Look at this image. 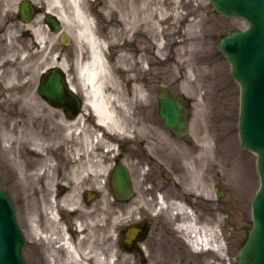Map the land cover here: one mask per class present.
Wrapping results in <instances>:
<instances>
[{
	"label": "flooded vegetation",
	"instance_id": "flooded-vegetation-1",
	"mask_svg": "<svg viewBox=\"0 0 264 264\" xmlns=\"http://www.w3.org/2000/svg\"><path fill=\"white\" fill-rule=\"evenodd\" d=\"M124 15L110 17L112 29L117 31L112 36L111 50L107 49L108 57L119 59L130 53V47H137L132 42L134 31L126 32V39L120 41L119 27L125 28V22L130 21ZM98 20L96 23L103 28L95 25L96 32L105 42L111 37L110 24L107 18ZM138 37L143 45L145 34L139 32ZM132 52L139 55V49ZM73 54L71 47L67 50L70 78L83 98L79 112L73 116L69 110L46 101L16 102L12 104L17 106L16 111L8 113L11 122L0 131L1 180L25 233L27 263L214 264L213 256L205 248H197L188 232L178 228L187 218L174 207L183 201L196 216H205L209 211L213 217L218 202L214 140H207L204 128L199 133L194 131L190 108L194 101L183 99L190 111L184 134H175L167 127L159 114L158 96L159 123L152 124L147 103L146 107L142 105L144 110L147 108L145 112H137L139 124L133 126L130 136L116 138L115 167H129L133 189L130 198L121 200L114 190L116 184L110 180L111 172L108 181H103V152L97 147L88 150L84 140L88 126H96V118L85 101L86 88L79 84ZM34 105L44 106L43 111ZM53 111L62 114L68 123L81 117L78 132L82 129V135L76 133L77 127L70 133L64 128L57 130L50 117ZM159 195L165 207L157 204ZM223 243L231 257V241Z\"/></svg>",
	"mask_w": 264,
	"mask_h": 264
},
{
	"label": "rangeland",
	"instance_id": "rangeland-1",
	"mask_svg": "<svg viewBox=\"0 0 264 264\" xmlns=\"http://www.w3.org/2000/svg\"><path fill=\"white\" fill-rule=\"evenodd\" d=\"M21 1L23 0H12L10 8H5L7 23L5 21L2 25L0 24V42H3L7 48L5 56L0 60V73L4 71L1 68L2 62L9 61V68L15 74V79L8 86L5 85V82L0 77V131L5 123L11 122V119L8 118V113L17 109L16 105H12L13 103L44 102L36 92L39 77L43 70L53 65H59L62 62L69 68L70 58L67 55V50L72 47L74 49L73 67L76 72L79 51H85L83 44L77 40L73 33L74 27H76L74 21L72 27H67L66 24H63V32L70 35L67 43L62 41L60 34L52 33L45 27L44 17L50 0H31L36 4L40 13L28 24L23 22L18 15ZM108 1L110 0H92L88 5L89 14L94 20L98 22L100 18H107L106 23L110 24L109 33L111 37L105 40V53L107 55V49L111 50V46L114 44L112 36L114 37V33L117 31V29H112L110 17L112 16L116 19L117 15L122 16L125 14L128 16L129 13L127 11L130 8L129 5H126L128 8L119 12L113 5V10H104ZM148 6L149 10L144 12L145 18L141 19V17H138V21L135 20V22L132 19L130 21L128 19L125 22V28L122 25V27H119L120 31H118L121 42L126 39L125 35L127 33L135 32L133 35L135 40H132V42L136 43L137 47L134 50L138 51L139 49V55L134 56L132 54L134 50L130 47L127 50V52H130L127 54L128 56L122 58V65L118 62L120 58H115L114 55L108 57L109 62L116 67L118 80L126 90L130 86V83H126L128 79L126 75L140 71V73L138 72L140 75L137 80L140 87L145 89L147 94L145 100L148 99V107L151 110L150 118L153 125L154 123H159L156 109L158 94L163 90H169L187 101H194L190 108L191 122L195 132L199 133V129L204 127L201 124H209V126L212 124V127L215 126L216 134H225L232 140L231 146L232 143L237 144L239 151L236 154L231 149H229V152H223L215 165V179L216 174L218 176V172L225 171L223 170L225 163L229 167L224 172L227 174L224 175L223 173L224 177L216 179V199L217 203L224 209L222 218H226L228 221L227 223L225 222V225H227L226 229H228L226 234L227 239L231 241L230 251L232 252L231 257H229L231 262L229 263V260H227L226 264H237L236 259L244 244V239L248 236V231L252 227L251 203L259 188L260 179L256 169L255 155L245 150L240 141L238 132L240 86L232 76L231 64L220 49L219 42L225 35L245 29L248 26L247 22L243 19L218 14L210 0H150ZM161 6L167 12V16L162 19L160 26L157 25L159 27L158 31L161 30V42L163 44V49L159 56L157 52L160 46L154 40V43L152 42L150 34L151 25L160 20L157 10ZM6 25L15 27L17 25V28H14L15 30L11 32L12 36H10V41L8 42L3 40V37L6 36ZM96 25L98 29L103 28L102 25L100 27L99 24L96 23ZM33 27H40L45 30V41L43 44L36 45L34 37L23 34L22 30L24 28L33 29ZM69 29L73 30V32L71 33ZM139 32L145 34V39L142 41L143 45L138 37ZM139 36L142 37V34ZM135 57H145L146 61L141 64V67L138 66L139 68L136 71L127 72L123 67H129L128 64L134 63L133 59ZM135 64L138 63L135 62ZM189 65L195 66V68L199 67L200 70L197 72V77L188 78ZM67 71L68 73L70 72L69 69ZM187 79L190 80L191 84L199 83L200 85L196 87H193V85L187 86L185 85V80ZM78 81L83 86L79 77ZM192 97H194L193 100ZM33 107L40 112L44 108L42 105H34ZM135 109L137 112H145L147 110V108L144 110L141 103L137 104ZM58 115L57 111H53L50 117L54 118L56 129L62 131L64 126L59 122ZM91 128L93 129V127ZM151 129L153 133L156 132L154 126ZM94 131H97V129H94ZM97 142L95 140L96 144ZM1 153L0 148V168L2 165ZM105 154L106 152L102 154V157L105 158L104 163L107 162V164L115 166L113 155L107 156ZM158 164L161 165L160 162ZM0 175L1 177L3 176L1 169ZM102 177L103 181H108L109 174L102 175ZM222 225L218 223L217 227L221 229L224 235Z\"/></svg>",
	"mask_w": 264,
	"mask_h": 264
},
{
	"label": "bare ground",
	"instance_id": "bare-ground-1",
	"mask_svg": "<svg viewBox=\"0 0 264 264\" xmlns=\"http://www.w3.org/2000/svg\"><path fill=\"white\" fill-rule=\"evenodd\" d=\"M91 1L92 0H50V4L49 7L46 9V12L58 16L63 22V24L67 25V27H72L73 21L76 24V27H74V32L73 30H69L71 31V33H74L77 40L83 44L84 48H86L85 53L84 51H79L80 53L78 54V75L82 85L86 86L87 88L85 98L94 113L96 123L101 124L106 129V132L100 138L97 132V126H95L94 128L97 129V131H94V129L88 126L84 136V140L86 142L88 150L92 151V149L99 147V149L105 153L104 148H106L108 149V151H106L105 155L110 156L114 152L116 138L121 137L123 135L126 137L130 136L132 128H135L133 126L135 124H139V120L137 117L138 114L135 109L136 105H139L141 103L143 106H145L148 103V99L145 100L147 97L145 89H142L140 87V84L137 80L140 75V71H138L139 73L136 71L137 68L142 66L141 64L145 63L146 59L145 57H135V60L133 59L134 63L131 62L130 64H128L129 67H123V69L127 70V72L136 71L134 72V74L130 73L126 75L128 78L126 83H130V86H128V90L124 89L122 87V83L118 80L116 67L111 65L108 58L105 56L106 45L104 42L101 41V39L97 35L95 28V20L89 14L88 5ZM149 2L150 0H110L108 1L106 9L104 10H113L112 7L113 5H115L117 11L120 12L123 11V9L128 8L126 7V5H129L130 8L128 9L130 12L127 11L129 13L128 17L132 19L133 22H135V20L138 21V17H141V19L145 18L144 12L149 10ZM11 5L12 0H0L1 25L5 21L7 23V17L5 16V8H10ZM162 6L157 10L160 20L156 21L154 25H151L150 34V39H152V42L154 40L160 46L157 52L159 56L162 52L163 44L161 42V30L158 31V26H160V24L162 23V19H165L167 16V12ZM142 14L143 16H141ZM5 28L6 36L3 37V40L8 42L10 41V36H12L11 32L15 30L14 28H17V25L16 27L13 25H6ZM22 32L23 34H25V36L31 33L34 37V40L39 44H43L45 41V30L40 27H33V29L24 28ZM6 50L7 48L4 46V43L0 42V60H2L5 56ZM85 54H87L88 56L86 60L83 61L80 58H83V55ZM125 56L128 55H121L118 62L121 63L123 61L122 58H124ZM135 62H137L138 64H135ZM2 63L3 64L1 65V68L4 71L0 73V77L3 82H5V85L8 86V84H10L13 79H15V74L11 70V68H9V61H5ZM61 65L67 68V65L64 62H62ZM120 65H122V63ZM199 70V67L195 68V66L189 65L187 72L188 78L190 79L194 76L197 77V72H199ZM185 85H193V87H196L200 84H191L190 80L187 79L185 80ZM193 99L194 97H192V100ZM58 117L60 118V123L64 126L63 128L65 132L70 133V130L73 127H77L75 128L76 133H80L82 135V129L80 130V132H78V127H80V122L82 119L81 117L74 123H68L67 121H65V118L62 114H59ZM201 125L204 126L203 128L206 131L207 140L211 139V137L214 140L215 165L218 162L217 160L220 159V157L222 156L223 152H229V149H231L235 151L236 154V152L239 151L237 149V144L235 145V143H232L231 146L230 143L232 142V140L225 136V134H216L215 126L212 127V124L211 126H209V124ZM95 140H98L97 144L95 143ZM91 151H89V155L91 154ZM109 162H111V160H109ZM90 163L91 161L89 160L88 164L90 165ZM227 165L225 163L223 170L226 171V169L229 168ZM110 168L111 165L103 163L100 169L101 174L103 176L110 174ZM225 171L218 172V176L216 174V179H221ZM225 174L227 173H224V175ZM157 200V204L161 205V207H165V202L163 201V198L160 195L158 196ZM174 205V207H176L179 213H181L182 215L189 213L185 202L180 201L179 203ZM214 210L215 212L213 217H211L209 211L208 214L205 216H196L193 212L190 217L184 219L182 224L178 225V228L182 232H188L191 242L197 248H205L203 250H206V253H208L210 257L213 256L215 260V262H213L214 264H226V261L229 258V253H227L228 248H226V245L223 243V241L227 240V225H225V222L227 223L228 221L226 220V218H222V215L224 214V209L221 207L220 204L217 203L216 207H214ZM218 223L220 225L223 224L222 230H224V237L219 238L220 242L216 230ZM209 252H213V254ZM209 264H211V262H209Z\"/></svg>",
	"mask_w": 264,
	"mask_h": 264
},
{
	"label": "water",
	"instance_id": "water-1",
	"mask_svg": "<svg viewBox=\"0 0 264 264\" xmlns=\"http://www.w3.org/2000/svg\"><path fill=\"white\" fill-rule=\"evenodd\" d=\"M210 2L217 13L242 18L248 23L247 29L223 37L220 48L231 64L233 78L241 87L240 140L244 149L256 154L261 179L252 205L253 228L241 251L239 264H264V0ZM21 13L26 20L32 15L28 2L21 5ZM47 22L55 32L62 28L55 15H49ZM38 94L46 101L70 110L77 109L80 103L60 67H53L42 74ZM160 114L175 133L185 132V106L167 91L160 95ZM112 181L119 183L115 190L120 198L129 196L130 175L126 167L116 170ZM25 245L15 207L0 180V264H27Z\"/></svg>",
	"mask_w": 264,
	"mask_h": 264
}]
</instances>
